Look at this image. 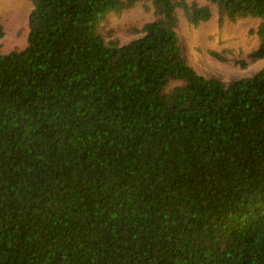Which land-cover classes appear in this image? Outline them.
Returning a JSON list of instances; mask_svg holds the SVG:
<instances>
[{
	"label": "trees",
	"instance_id": "trees-1",
	"mask_svg": "<svg viewBox=\"0 0 264 264\" xmlns=\"http://www.w3.org/2000/svg\"><path fill=\"white\" fill-rule=\"evenodd\" d=\"M32 1L0 51V264H264V66L190 64L178 11L197 27L210 4L149 0L119 44L101 23L140 0ZM209 1L261 18L264 57V0Z\"/></svg>",
	"mask_w": 264,
	"mask_h": 264
},
{
	"label": "rangeland",
	"instance_id": "rangeland-1",
	"mask_svg": "<svg viewBox=\"0 0 264 264\" xmlns=\"http://www.w3.org/2000/svg\"><path fill=\"white\" fill-rule=\"evenodd\" d=\"M195 1L200 5L210 4L212 15L199 26L189 23L179 10L178 32L183 42L190 64L200 73L220 79H234L254 74L264 66V57L251 60L248 53L258 47L260 39L252 28H257L261 22L259 17L232 18L226 15L223 22L216 4L209 0ZM33 9L32 0H0V21L4 35L0 38V51L7 53L22 49L27 45L29 32V14ZM155 18L152 3L140 0L132 7L119 12H111L101 23L105 40L124 44L140 36L137 29ZM216 49L227 57L221 60L213 56L209 50ZM237 59H245L247 66L240 67ZM177 81H172L169 87Z\"/></svg>",
	"mask_w": 264,
	"mask_h": 264
}]
</instances>
